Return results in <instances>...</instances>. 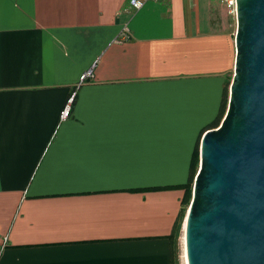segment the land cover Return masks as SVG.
<instances>
[{
  "label": "crops",
  "instance_id": "crops-1",
  "mask_svg": "<svg viewBox=\"0 0 264 264\" xmlns=\"http://www.w3.org/2000/svg\"><path fill=\"white\" fill-rule=\"evenodd\" d=\"M220 5L0 0V264H178L167 187L234 71Z\"/></svg>",
  "mask_w": 264,
  "mask_h": 264
},
{
  "label": "water",
  "instance_id": "water-1",
  "mask_svg": "<svg viewBox=\"0 0 264 264\" xmlns=\"http://www.w3.org/2000/svg\"><path fill=\"white\" fill-rule=\"evenodd\" d=\"M227 107L199 143L182 226L187 264H264V0H235Z\"/></svg>",
  "mask_w": 264,
  "mask_h": 264
},
{
  "label": "trees",
  "instance_id": "trees-1",
  "mask_svg": "<svg viewBox=\"0 0 264 264\" xmlns=\"http://www.w3.org/2000/svg\"><path fill=\"white\" fill-rule=\"evenodd\" d=\"M229 79L227 80V84L228 85ZM226 103H227V98L224 95V100H223V105H222V113L225 110L226 107ZM199 149H198V145L196 146V148L194 149L193 155H192V163H191V170H190V178L188 180V182H186L185 184L182 185H178V186H170L167 188H179V189H183V196L181 199V209H180V214L178 216V220L176 221L174 228H173V232L171 234V239L173 242V250L176 253L177 252V238L179 236V231H180V227H181V221L182 218L184 216V212L186 210V208L189 206L190 200H191V193H192V184H193V179L195 176V172H196V168L198 165V160H199ZM152 189H158V188H152Z\"/></svg>",
  "mask_w": 264,
  "mask_h": 264
},
{
  "label": "built area",
  "instance_id": "built-area-1",
  "mask_svg": "<svg viewBox=\"0 0 264 264\" xmlns=\"http://www.w3.org/2000/svg\"><path fill=\"white\" fill-rule=\"evenodd\" d=\"M146 1L147 0H129V3L133 9H139L144 5V3ZM221 3L224 4L228 13L235 14V0H221ZM123 35H124V37H127V29L126 28H124V34ZM91 76H92V69L90 68L89 70H87L86 72H84L80 76V81L86 80ZM71 101H72V96H70L67 99V101H66V103L62 109V112H61L62 118H65L66 116H68Z\"/></svg>",
  "mask_w": 264,
  "mask_h": 264
},
{
  "label": "rangeland",
  "instance_id": "rangeland-1",
  "mask_svg": "<svg viewBox=\"0 0 264 264\" xmlns=\"http://www.w3.org/2000/svg\"><path fill=\"white\" fill-rule=\"evenodd\" d=\"M213 1V0H212ZM219 1V0H218ZM220 8L222 9V17L227 20L228 25L233 28L234 31V26L236 25V18L235 14L228 13L227 9L225 6L220 5ZM231 81V80H230ZM230 84V83H229ZM229 84L226 85L225 89V97L228 100V89H229ZM227 104V103H226ZM200 143V141H199ZM199 143H198V149H199ZM199 166V164H198ZM198 170V167H197ZM197 172V171H196ZM194 180V179H193ZM193 185V184H192ZM188 208V207H187ZM182 228V226H181ZM177 259H178V264H185V257H184V240H183V231L181 230L179 233V236L177 238Z\"/></svg>",
  "mask_w": 264,
  "mask_h": 264
},
{
  "label": "bare ground",
  "instance_id": "bare-ground-1",
  "mask_svg": "<svg viewBox=\"0 0 264 264\" xmlns=\"http://www.w3.org/2000/svg\"><path fill=\"white\" fill-rule=\"evenodd\" d=\"M184 257H185V252H184ZM185 264H187V263H186V259H185Z\"/></svg>",
  "mask_w": 264,
  "mask_h": 264
}]
</instances>
